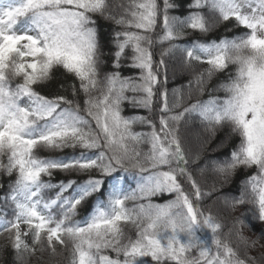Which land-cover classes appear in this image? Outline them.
<instances>
[{
  "label": "snow or ice",
  "instance_id": "snow-or-ice-1",
  "mask_svg": "<svg viewBox=\"0 0 264 264\" xmlns=\"http://www.w3.org/2000/svg\"><path fill=\"white\" fill-rule=\"evenodd\" d=\"M228 23L242 34L191 35ZM170 64L191 76L180 88ZM225 73L223 97L186 103ZM224 126L239 143L208 159ZM0 174L13 264L57 246L69 264H264L242 231L264 222V0H0Z\"/></svg>",
  "mask_w": 264,
  "mask_h": 264
},
{
  "label": "trees",
  "instance_id": "trees-1",
  "mask_svg": "<svg viewBox=\"0 0 264 264\" xmlns=\"http://www.w3.org/2000/svg\"><path fill=\"white\" fill-rule=\"evenodd\" d=\"M118 2H121V0H118ZM124 4H127L128 0H122ZM177 3L180 2V0H176ZM178 14V13H177ZM243 29H238L233 26V24H219L217 27H215L210 33L207 34H201V33H191L193 38L200 37L202 41H211L217 38V36H226L229 39H231L233 36L242 34ZM103 33L105 38H108L110 36V30L108 25L105 23L103 28ZM166 47V45H165ZM104 53V59L107 63V70H111L110 62L107 61L108 56V48L102 49ZM156 52V59H159V52L160 48L157 47L155 49ZM201 68L207 67V65L200 66ZM229 73L235 72V67H230L228 70ZM131 73L125 72L124 75H130ZM228 73H225L224 75L217 74L212 78L211 81L208 82L205 93L203 95H198L195 91L192 92V96L189 99L188 98V89L183 88L182 91L185 95V101L188 102H195L197 98L202 100H207L209 98L208 92L212 91V89L216 88L217 91L214 92V95L223 97L225 93L222 90H219V85L225 81L226 76ZM191 78L190 74L186 72L182 75H176L174 78H172V73L170 71V65L168 69V79H169V89L172 88H180L182 85H185L187 81ZM57 80L61 83L71 84L73 82V78L67 74H58ZM60 85L59 83L51 84L48 89L44 90V94H47L48 92H55L57 89H59ZM40 90V89H38ZM71 89H68V95L69 98H71L70 95ZM60 94H65L61 92ZM139 110H134L129 105H125V115H131L134 113H138ZM139 114H147V113H139ZM137 131L141 130H147L145 128H142L141 126H136ZM200 130V129H199ZM202 136L207 138L206 133H202ZM239 143V137L231 132V129L228 126H224L222 128H218L216 130L215 136L211 137L207 145L204 147V155L208 159H224L226 156H228L231 152V150L236 147V145ZM250 174L249 170H239L237 175L233 178V185L226 189V190H234L236 186L239 185L240 181L246 178V175ZM64 176L61 173L55 174L53 183H55L59 179H63ZM8 177L4 176L3 174H0V183L7 184ZM14 179V177H13ZM135 185H133L134 187ZM170 196H165L163 199H170ZM163 199L156 200L155 202L162 203ZM207 203H210V201H207ZM131 206V205H129ZM245 212L244 208H239L236 210V212L231 213V216H229V223L231 221L232 217L239 216L240 213ZM223 215L228 216V213L225 212ZM242 219L245 220L242 231L245 236H247L250 240H257L258 241V247L255 249L249 250V254L252 256H259L262 252H264V235H262V232H264V222H259L258 220H252L251 218H245L242 217ZM228 228L226 227L224 229V232H227ZM130 235L134 236V231L129 232ZM199 234V233H198ZM6 237L0 236V246H3L6 244ZM57 254L52 255L51 253L45 252L43 257L41 259H38L39 253H37V256L31 257L28 259L27 264H69V251L68 249H63L60 246H57L56 249ZM108 255L115 256L114 253L108 252ZM243 254V253H242ZM13 257L14 254L11 251V249H7L5 251L0 252V264H13Z\"/></svg>",
  "mask_w": 264,
  "mask_h": 264
},
{
  "label": "rangeland",
  "instance_id": "rangeland-1",
  "mask_svg": "<svg viewBox=\"0 0 264 264\" xmlns=\"http://www.w3.org/2000/svg\"><path fill=\"white\" fill-rule=\"evenodd\" d=\"M170 71L172 73V78H174V76H178V75H182L183 73L185 74L186 71H182L180 69V67L178 65L174 66L170 64ZM193 131H200L199 129H194Z\"/></svg>",
  "mask_w": 264,
  "mask_h": 264
}]
</instances>
